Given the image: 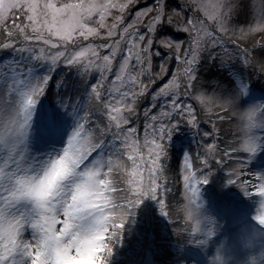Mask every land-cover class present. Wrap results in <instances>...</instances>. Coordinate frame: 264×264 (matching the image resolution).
Masks as SVG:
<instances>
[{
    "label": "rangeland",
    "instance_id": "obj_1",
    "mask_svg": "<svg viewBox=\"0 0 264 264\" xmlns=\"http://www.w3.org/2000/svg\"><path fill=\"white\" fill-rule=\"evenodd\" d=\"M79 2L38 0L34 14L29 10L28 0H16L12 9L0 18V62L21 60L29 55L28 51L20 53L11 48L4 49L3 45H13L17 49L23 47L49 57L59 51H64L65 56L75 54L90 44L103 57L109 55L112 48L100 45L116 47L111 71L105 72L104 79H101L95 67L89 68L85 74L83 68L67 65L64 57L57 58L47 89L35 105L30 136L24 145L25 163L31 167L33 174L40 172L50 157L61 153L79 116L86 113L90 116L88 105L94 111L95 119L90 118L93 120L90 121L93 131L89 132L84 146L87 147L89 142H98V119L101 120L100 124L104 122L106 125L107 118L101 115L102 104L91 93L92 87L95 86L103 98H107L109 89L126 91V84H114L113 81L132 33L145 37L144 41L137 42L140 50L148 48L146 52L141 51L144 58L141 65L135 66L134 60L129 65L140 82L133 90L139 93L141 86L145 88V93L138 95L132 103L134 111L127 110L125 101L116 103L119 93L114 92V99L111 100L114 108H119L131 118L132 123L124 127H135L136 134L127 142L129 146L120 157H111L114 163L106 179L115 184L116 191L112 193L113 203L109 205L112 210L103 218L106 226L94 237L86 251L77 254L76 249L72 248L69 250L70 259H60L57 264H124L125 251L132 252L130 264H153L152 258L147 257L148 248H152L158 256L165 252L166 248L162 245H169L170 255L173 256L166 264H264V223L257 218L264 212L261 206L264 196L257 193L259 189H253L251 193L255 201V213L250 214L251 219L242 225L236 221L239 212L245 210L241 204H247L242 199L247 195L240 185L258 183V177L264 174V109L253 117L258 127L249 129L246 119L250 109L264 105V0H166L163 19L154 25V32H150L149 28L153 26V17L157 15V0H132V3L128 0H113L127 7L123 10L119 7L110 8L102 21L103 26L99 14L94 13L92 20L96 23L89 22L88 27L96 29L95 34L85 39L78 29L72 33L71 39L61 40L54 33L62 23L71 22V10L54 13L45 6L51 3L55 9H61ZM88 2L85 0V6ZM105 2L107 0H95L97 5ZM6 3L7 0H0V6ZM139 13L145 14L138 16ZM30 16H34V20H30ZM192 25H195V29ZM33 28H38V31H33ZM109 30L113 31L112 36H108ZM197 30L201 47L196 54V63L192 65L195 69L194 79L189 81L183 73L188 66L184 61L186 58L191 59V56L186 57L185 54L189 52ZM150 38L153 43L149 47L147 41ZM161 39H167L170 46H162ZM45 40L49 43L45 44ZM53 44L56 47H52ZM246 55L247 64L244 62ZM91 60L101 63L91 52L80 58L84 65ZM33 65L34 62L28 63L25 69ZM48 71L49 65L38 66L29 79L46 75ZM173 78L178 85L174 90L178 103L186 109L191 108L195 120L193 124L186 122L190 118L187 111L183 114L173 113V119L180 123L167 142L163 175L155 182V187L159 188L157 202L156 198L147 197L144 191L145 188L155 190L147 170L152 157L145 137L147 134L148 141L152 140L149 125L159 128L161 124L168 123L162 112L170 109L173 96H159L155 101L153 97ZM123 79L127 80V73ZM78 96L80 98L75 100ZM153 104L155 107H152ZM43 105L46 106L43 108ZM145 111L149 112L148 116H145ZM60 116L70 120L71 127L62 124ZM152 116L156 117L155 121L151 119ZM55 118L59 119L61 127L56 126ZM86 123L89 125L87 120ZM249 131L252 136H249ZM0 134H6L3 126H0ZM110 139L98 153L93 154L92 159H99L112 150ZM164 140L166 142V136ZM253 148L256 151L251 153ZM185 155H189L187 162L184 160ZM205 164L210 173L202 169ZM241 168L243 173L239 171ZM198 169L209 178L206 180L196 176L192 179ZM229 173L232 174L233 184L228 183ZM185 177H188L187 181ZM136 197L140 202L141 198L144 199L140 204L143 214L150 212L148 226L136 221L140 219L144 223L142 213L135 208ZM129 200L135 203H128ZM171 204L175 205L173 209L170 208ZM147 205L150 211L145 210ZM31 207L30 203L21 202L17 210L27 212ZM163 209L166 216L161 214L158 218ZM166 211L172 217L178 212L182 221L174 218L172 220L177 222H172ZM60 227L61 224L56 225L57 229ZM222 229L233 240H229ZM153 231H157L161 239L160 246L156 248L152 241ZM131 236L134 238L131 239ZM32 237V229L26 228L22 238L31 240ZM112 254L115 260L106 261Z\"/></svg>",
    "mask_w": 264,
    "mask_h": 264
},
{
    "label": "snow or ice",
    "instance_id": "obj_2",
    "mask_svg": "<svg viewBox=\"0 0 264 264\" xmlns=\"http://www.w3.org/2000/svg\"><path fill=\"white\" fill-rule=\"evenodd\" d=\"M128 2L132 3V0H128ZM15 3L16 0H7L6 4L0 6V18L6 15ZM28 3L30 5L29 10L35 14L38 0H28ZM165 3L166 0H157V15L153 17V26H150V32H154V25L162 21ZM45 7L52 9L54 13L63 12L65 9L71 10V22L68 24L62 23V26L54 33L61 40H69L72 33L78 29L81 30L80 35L84 36L85 39H87V36L96 33V29L88 27L89 22L96 23L92 20L94 13L99 14V21L103 26L102 21L110 8L119 7L123 10L127 5H118L113 0H107V2L97 5L95 0H89L85 6V0H80L78 4L65 5L61 9H55L51 3ZM147 11H152V9ZM144 14L139 13L138 16ZM29 19L34 20V16H30ZM55 19L54 14L53 20L55 21ZM189 24H192V22L189 21ZM114 27L115 25H113ZM192 27L195 29V25H192ZM33 31H38V28H33ZM125 31H127V28ZM185 31H188V28H185ZM205 34L211 35L210 33ZM112 35L113 31L109 30L108 36ZM25 39L32 38L25 37ZM144 39V35L132 33L131 38L128 40L129 46L125 51L124 59L113 81L114 84L116 82H120L122 85L126 84L128 86L126 91H120L119 88L109 89L107 98H103L95 86L91 89V93L95 94L96 100L102 104L101 115L107 118V124L102 128L97 125L100 133L98 142H89L87 147L84 146L91 131V122L87 113L80 115L76 127L68 137L66 146L61 153L46 160L42 170L35 174L31 172V167L25 163L26 149L24 145L29 134L35 105L47 89L57 58L64 57L67 65L83 68L85 74H87L89 68L95 67L101 74V79H104L106 78L105 72L111 71L112 59L116 55V47L110 44L100 45L99 47L112 48V52L103 57H100L91 44L75 54L65 56L64 51H59L49 57L36 54L34 51L23 47L17 49L13 45H3L4 49L11 48L20 53L28 51L29 55L21 60L0 62V65H6V67H0V126H3L6 131V134H0V264H57L60 259H70L69 250L72 248L76 249L77 254L86 251L90 242L106 226V221L103 218L106 213L112 210L109 205H112V193L116 191L113 183L106 179L114 163L111 157H120L129 146L127 142L136 134L135 127H124V125L132 123L131 118L122 113L119 108H114L111 100L114 99V92L119 93V99L116 100V103L125 101L127 110L134 111L132 103L135 102L138 95L145 93L143 86H141L139 93L133 90L135 85L140 82L137 81L129 67L133 60L136 62L135 66L143 63L144 58L141 51L146 52L148 48L140 50L137 47V42L144 41ZM44 43L47 44L49 41L45 40ZM152 43L153 40L148 39L147 44L149 47ZM161 44L165 47L170 46L167 39H161ZM191 44L189 52L185 54L186 57L191 56V59H185L184 62L188 66L183 73L189 81L194 79L195 69L192 65L196 63V54L201 47L198 30ZM52 47H56V45L53 44ZM176 47L179 48V45H176ZM43 51V49L40 50L41 53ZM89 52L101 63L97 64L95 60L89 61L87 65L81 63L80 58L85 57ZM31 62H34V65L26 70L25 65ZM244 62L248 63L247 55ZM43 64L49 65L48 73L38 77L32 76L29 79L34 69ZM125 73H127L126 81L123 79ZM177 87L176 79L173 78L153 97L155 101L159 96L167 97L171 94L173 99L170 102V109L167 112H162L168 123L161 124L159 128L149 125L148 127L152 129L150 133L152 140L148 141L147 134L145 137V144L150 145L148 151L152 157L151 166L147 170L150 183L153 184L155 190L145 188L144 191L147 197L156 198L157 202L159 188L155 187V182L163 175V161L167 159V142L180 123L173 119V113L183 114L187 111L190 118L186 122L193 124L195 120L191 108L186 109L178 103V97L174 91ZM152 107H155V104ZM262 109H264V105L250 109L246 114L249 129L259 126L258 123L254 122L253 117ZM144 114L148 116L149 112L145 111ZM151 119L155 121L156 117L152 116ZM86 120L89 122L88 127L85 126ZM248 134L252 136L251 131ZM165 136L167 137L166 142L164 140ZM109 137L111 138L112 150L106 152L99 159H92L93 154L98 153L104 144L109 142ZM118 144L121 146L118 147ZM209 150H211V146H209ZM255 151L256 148L251 149V153ZM229 155L235 154L230 153ZM129 159H131V156ZM188 159L189 155H185L184 160L187 162ZM58 168L62 169V175L56 178L55 184L49 190L46 188V183ZM105 169L108 171H104ZM202 169L208 170V173H210L207 164ZM239 171L243 173L242 168ZM133 172L135 173V169ZM196 176L203 177L206 180L209 178L201 172V169H198L195 176L191 178L195 179ZM231 177L232 174L229 173L227 177L229 184H233ZM185 180L187 181L188 177H185ZM257 181L258 183L240 185L245 195H250L253 189H259L257 193L264 196V174L260 175ZM187 186L191 187V185ZM128 191H131V189ZM143 200L141 198L139 205ZM21 202L30 203L31 210L27 212L18 211L17 206ZM128 203L134 204L135 202L129 200ZM261 206L264 208V201L261 202ZM257 218L261 223H264V212ZM57 224H61L62 227L57 229ZM29 227L33 231V237L31 240H25L22 238V234ZM61 229L63 230L61 231Z\"/></svg>",
    "mask_w": 264,
    "mask_h": 264
},
{
    "label": "bare ground",
    "instance_id": "obj_3",
    "mask_svg": "<svg viewBox=\"0 0 264 264\" xmlns=\"http://www.w3.org/2000/svg\"><path fill=\"white\" fill-rule=\"evenodd\" d=\"M250 76H253V75H250ZM249 78V77H248ZM253 81V80H252ZM252 84H253V82H252ZM254 87H256V86H254ZM80 97L78 96V97H76L75 98V100H78ZM95 115V114H94ZM94 115L92 114V118H94ZM60 119H61V122H62V124H66V127H71V123L68 121V120H65V119H63L62 118V116H60ZM58 118H55V122H56V126L57 127H61V125L59 126V123H58ZM65 121L67 122V123H65ZM104 121V120H103ZM136 121V120H135ZM135 121H134V123H135ZM141 122V121H140ZM98 123H99V125L101 126V127H103L105 124H104V122H102V124H100L101 123V120L100 119H98ZM142 123V122H141ZM55 124V123H54ZM28 136H30V134H28ZM177 177V176H176ZM245 198H242V199H244V200H246L247 201V204H241V207H243V208H245V210L244 211H240L239 212V214H238V218L236 219V221H237V223H239L240 222V224L239 225H242V224H245L246 222H247V220H249V219H251V215L250 214H254L255 213V205H254V203H255V201L251 198V194L250 195H247V196H244ZM138 197H136L134 200L136 201V208H137V210L138 211H140L142 214V217H143V221H144V224L146 225V226H148L149 225V222H148V219H149V216H150V212H146V213H144L143 214V212L141 211V207H140V205H139V202L140 201H137L136 199H137ZM127 205V204H126ZM240 205V204H239ZM162 208H160V210H161ZM145 210L147 211V210H149L150 211V209H149V206L147 205L146 206V208H145ZM160 210L158 211V212H160ZM155 211V210H154ZM157 212V213H158ZM165 211H162L160 214H158V218H160V216L159 215H161V214H163V216H166L165 214ZM250 216H249V215ZM172 220V219H171ZM179 220H181L182 221V218H180ZM172 222H173V220H172ZM227 222V221H226ZM138 223L139 224H142L143 222L142 221H140V219L138 220ZM228 223V222H227ZM228 224H230V223H228ZM230 225H232V224H230ZM233 226V225H232ZM234 227H237V225L235 226L234 225ZM179 228H180V226H179ZM223 230V229H222ZM224 231V233L226 232V236H227V238L229 239V240H233V238H231V236L229 235V233H227V231L226 230H223ZM167 233H170V232H167ZM153 234H154V238H153V242H154V247L156 248V247H158V246H160V241H161V239L160 238H158V235H157V231H153ZM160 234H161V236H163V234H162V232L160 231ZM148 251H149V253H148V256L147 257H149L150 259L152 258V260H153V256L157 253V252H153V249L152 248H148ZM135 255H136V253H134ZM145 254V253H144ZM176 256L178 257L179 256V254H176ZM170 257L172 258L173 256L172 255H170L169 254V256L166 258V261H165V263H160V264H166L169 260H170ZM115 255H113L112 254V256L110 257V259H106V261H110V262H112L111 260H115ZM123 261H122V263H124V264H130V263H132V262H130V261H132L131 259H132V252L131 253H128V251H125L124 252V254H123ZM154 261V260H153ZM133 264H136V262H133Z\"/></svg>",
    "mask_w": 264,
    "mask_h": 264
},
{
    "label": "trees",
    "instance_id": "obj_4",
    "mask_svg": "<svg viewBox=\"0 0 264 264\" xmlns=\"http://www.w3.org/2000/svg\"><path fill=\"white\" fill-rule=\"evenodd\" d=\"M42 107H44V105L42 106ZM87 109H89L87 112L89 113V115L90 116H88V117H90V118H92V114H93V112L94 111H92V110H90V105H88L87 106ZM82 115H85V114H82ZM94 119H95V116H94ZM91 122H93V120H90ZM139 122H140V119H139ZM85 126L86 127H88L89 125L86 123L85 124ZM93 131V128L91 127V131L90 132H92ZM113 185L115 186V184L113 183ZM168 194H170V193H168ZM166 207L168 208V207H170V206H168V205H166ZM173 207H175V205L173 204H171V209H173ZM164 210V209H163ZM159 211V210H158ZM165 211V210H164ZM166 213H167V211H166ZM167 215L170 217V219H174V218H179V213L178 212H176V214L172 217L171 216V214H169V213H167ZM134 217H136V215L134 216ZM181 218V217H180ZM179 218V219H180ZM137 222H138V220H136ZM174 222H177L176 220H173ZM180 222H181V220H180ZM142 224H144V223H142ZM145 225V224H144ZM155 230V229H154ZM130 232V231H129ZM127 235V234H126ZM128 237L126 236V239H127ZM134 237L133 236H131V239H133ZM137 239V238H136ZM138 240V239H137ZM132 242V241H131ZM124 244V243H123ZM133 245V244H132ZM162 247H164V248H166L165 249V252L164 253H161V254H158V256H156V255H154L153 256V264H160L161 262L162 263H165V261H166V258L169 256V254H170V250H171V247L169 246V245H162Z\"/></svg>",
    "mask_w": 264,
    "mask_h": 264
},
{
    "label": "clouds",
    "instance_id": "obj_5",
    "mask_svg": "<svg viewBox=\"0 0 264 264\" xmlns=\"http://www.w3.org/2000/svg\"><path fill=\"white\" fill-rule=\"evenodd\" d=\"M60 175H62V169L58 168L53 173L51 178L47 181L46 188L50 190L52 188V186L55 184L56 178L59 177Z\"/></svg>",
    "mask_w": 264,
    "mask_h": 264
}]
</instances>
